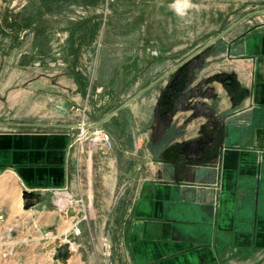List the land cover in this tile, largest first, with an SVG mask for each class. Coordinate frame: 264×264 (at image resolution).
<instances>
[{
	"label": "rangeland",
	"instance_id": "obj_1",
	"mask_svg": "<svg viewBox=\"0 0 264 264\" xmlns=\"http://www.w3.org/2000/svg\"><path fill=\"white\" fill-rule=\"evenodd\" d=\"M262 8L264 0H0V117L35 123L22 127L32 130L75 123V140L83 115L95 124L235 21ZM263 15L242 19L197 55L169 98L165 88L171 77L98 126L110 133L112 147L94 149L84 142L78 149L84 162L75 165L81 181L90 169L85 158L93 157L94 188L99 186L95 172L103 154L115 160L123 188H131L137 172L141 180L154 174L152 165L176 147L174 140L188 133L203 136L202 129L216 131L231 115L222 95L233 90L223 78H236L229 66L241 52L237 43L229 52V44ZM98 20L103 22L91 36ZM82 187L79 195L71 191L83 200L79 206L54 207L74 219L66 236L45 229L40 234L38 223L26 224L20 217L0 222V264H129L116 246L123 228L113 226L114 197L101 203L100 189L90 196ZM82 213L87 218L80 220ZM38 240L40 253L33 246ZM64 244L70 257L55 258Z\"/></svg>",
	"mask_w": 264,
	"mask_h": 264
},
{
	"label": "crops",
	"instance_id": "obj_2",
	"mask_svg": "<svg viewBox=\"0 0 264 264\" xmlns=\"http://www.w3.org/2000/svg\"><path fill=\"white\" fill-rule=\"evenodd\" d=\"M259 20L229 44V52L236 43L241 51L229 66L236 89L222 95L231 115L221 122L224 129L209 157L199 161L184 155L181 148L200 137L188 133L152 165L153 175L141 180L137 172L138 182L124 189L115 160L100 154L96 189L101 203L114 197L113 226L123 228L116 242L122 262L264 264V15ZM29 125L35 123L0 117V222L20 217L38 223L40 234L45 229L63 237L74 219L55 210L48 188L67 186L79 195L84 185L85 193L97 194L93 157L85 158L90 169L82 182L75 165L84 160L71 146L76 124L22 129ZM25 191L35 200L30 208H25ZM40 244L33 245L38 253Z\"/></svg>",
	"mask_w": 264,
	"mask_h": 264
},
{
	"label": "water",
	"instance_id": "obj_3",
	"mask_svg": "<svg viewBox=\"0 0 264 264\" xmlns=\"http://www.w3.org/2000/svg\"><path fill=\"white\" fill-rule=\"evenodd\" d=\"M260 13H264V8L262 9H258L252 12H249L248 14H246L245 16H243L241 19L235 21L233 24H231L230 26H228L226 29H224L221 33H219L217 36H215L214 38L210 39L208 42H206L204 45L198 47L195 51H193L191 54H189L185 59H183L180 63H178L176 66H174L173 68H171V70L166 73H164L163 75H161L160 77H158L154 82H152L151 84H149L147 87H145L143 90H141L140 92L136 93L135 95H133L132 97H130L129 99H127L125 102H123L120 106H118L116 109H114L112 112H110L109 114H107L105 117H103L100 121L96 122L95 124L91 125V127L95 128L100 126L103 122H105L106 120H108L110 117H112L114 114H116L118 111H120L122 108L126 107L128 104H130L135 98H137L142 92H144L145 90H147L148 88H150L153 84H155L156 82H158L159 80H161L162 78H164L166 75H168V73L175 71L178 67L180 72L179 75L176 77V79H179L182 77L183 75V70L187 67V70L189 68L192 67V63L194 62V59H196V56L203 53L206 49L210 48L211 45L222 35H224V33H226L228 30H230L231 28H233L234 26H236L242 19L246 18L249 15H254V14H260ZM232 77H227V79H229L231 81ZM223 81L226 82V79H223ZM230 82H227L226 84H229ZM227 117V116H225ZM51 125V124H49ZM219 126V128H216V131L211 132V133H204L203 132V136H200L196 139H193L191 141H189L188 143H186L183 146V153L186 157H190L192 155L197 157V160L201 161V159H205L207 157L210 156V154L212 153L211 150V146L214 143L215 139L217 137H219L218 133L222 131V127H223V123H218L217 124ZM214 128V126H213ZM224 129V127H223ZM220 134V133H219ZM189 147V149L187 150V148ZM32 197V194L28 191H25L24 193V198L26 200L25 203V208H29L31 206L34 205L35 201L30 200ZM70 214H73V211H70ZM55 258L58 259H62V260H67L70 255H71V249L69 247L68 244H64L62 246H58L56 248V251L54 253Z\"/></svg>",
	"mask_w": 264,
	"mask_h": 264
},
{
	"label": "built area",
	"instance_id": "obj_4",
	"mask_svg": "<svg viewBox=\"0 0 264 264\" xmlns=\"http://www.w3.org/2000/svg\"><path fill=\"white\" fill-rule=\"evenodd\" d=\"M91 125L92 123L85 118V115H83L82 120H80L77 124V128L80 130V133L78 134L77 138H75V140V136L73 137L71 146L77 143L78 149L82 150L84 142L87 141L89 143V146L94 149L111 148L112 139L110 133L103 128H92ZM48 189L52 192V203L54 207H58L59 210L65 211L71 207L73 208L75 206H79V203L83 201L82 199L75 197L67 186L54 187ZM75 210L76 209H74L73 211L76 213ZM86 218L87 214L84 213L80 220ZM77 232L79 233V230H77ZM10 236V234H7L4 235V238L7 239ZM7 254H9L8 251L4 253V256H7Z\"/></svg>",
	"mask_w": 264,
	"mask_h": 264
},
{
	"label": "flooded vegetation",
	"instance_id": "obj_5",
	"mask_svg": "<svg viewBox=\"0 0 264 264\" xmlns=\"http://www.w3.org/2000/svg\"><path fill=\"white\" fill-rule=\"evenodd\" d=\"M180 63V62H179ZM178 64V63H177ZM176 64V65H177ZM176 65H174V66H176ZM173 66V67H174ZM173 67H171V68H173ZM171 68H169L167 71L169 72L170 70H171ZM179 68L180 67H178L175 71H172V72H170V73H168V75H166L164 78H169V77H171L169 80H168V85H167V87L165 88V96H167L168 95V98H169V96L172 94V92L174 91V90H176L178 87H179V85H180V82L182 81V79H183V76L185 75V72L187 71V67L183 70V75H182V77L181 78H179V79H176V77L179 75V72H180V70H179ZM167 71H165L164 73H166ZM163 73V74H164ZM161 76V75H160ZM227 77H232V75H227L226 77H224L223 79H226V82H224L225 84L227 83V82H230L229 84H226V87H228L229 89H232V90H235L236 89V83L233 81V77L231 78V81L229 80V79H227ZM164 78H162L161 80H163ZM160 80V81H161ZM181 149H183V147L181 148ZM189 149V147L187 148V150ZM167 151V150H166ZM168 152V151H167ZM165 153L164 152V156H163V158L165 157V155H167L168 153ZM168 157V156H167Z\"/></svg>",
	"mask_w": 264,
	"mask_h": 264
},
{
	"label": "trees",
	"instance_id": "obj_6",
	"mask_svg": "<svg viewBox=\"0 0 264 264\" xmlns=\"http://www.w3.org/2000/svg\"><path fill=\"white\" fill-rule=\"evenodd\" d=\"M102 20H98L94 22L92 29H91V36H94V34L97 32V29L100 28V25L102 24ZM115 123V122H114Z\"/></svg>",
	"mask_w": 264,
	"mask_h": 264
}]
</instances>
